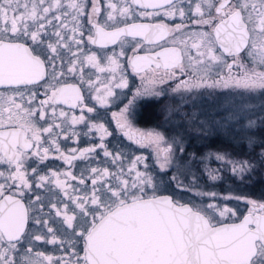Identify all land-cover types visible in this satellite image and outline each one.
<instances>
[{
	"label": "snow or ice",
	"instance_id": "snow-or-ice-1",
	"mask_svg": "<svg viewBox=\"0 0 264 264\" xmlns=\"http://www.w3.org/2000/svg\"><path fill=\"white\" fill-rule=\"evenodd\" d=\"M90 45L114 47L101 55ZM86 67L108 74L103 91ZM128 67L141 86L111 116L129 141L153 149L154 165L109 150L112 133L88 115L97 109L82 89L107 108L114 89H129ZM169 90L181 98L211 90L252 114L250 99H264V0H0V264H264V198L223 197L244 200L242 218L218 206L215 192L196 193L213 199L204 207L176 198L198 187L192 167L203 164L212 181L222 170L243 180L256 164L220 150L191 160L180 140L134 128L137 99ZM76 125L100 142L62 150L61 139L78 142ZM249 143H260L264 164V142ZM97 149L105 166L75 175L74 162ZM50 158L68 168L46 171Z\"/></svg>",
	"mask_w": 264,
	"mask_h": 264
},
{
	"label": "rangeland",
	"instance_id": "rangeland-1",
	"mask_svg": "<svg viewBox=\"0 0 264 264\" xmlns=\"http://www.w3.org/2000/svg\"><path fill=\"white\" fill-rule=\"evenodd\" d=\"M141 82L135 84L133 93L136 88L141 86ZM161 87L167 88V85H161ZM208 90L204 92L203 97L196 95L184 94V98H181L180 94L172 93L170 90L167 92L165 97V122L162 125L156 127H134L141 131L159 130L164 132L166 138H176L182 142V146L185 149L184 155L186 158L195 160L202 155L207 153L216 152L217 150L226 151L215 146L217 139H233L234 141L247 142L249 143V137L252 136L258 140L257 130L260 126L258 116L264 115L260 112V108L264 105V99L259 97H253L249 103L255 106L252 114L237 113L231 106L225 101V98L220 95H210ZM153 96H144L138 98L134 105V113L137 116L138 106L146 98ZM249 119L257 121V127L247 128ZM203 123L205 126L202 128L200 125ZM263 135L264 132L260 131ZM212 141L213 144H208ZM119 150L123 151L127 156H144L147 158L149 165H154V152L151 147L141 148L133 141L128 147L122 142L119 143ZM220 145V144H219ZM249 145H252L249 143ZM143 149V150H142ZM134 151V153H133ZM229 153V152H228ZM233 158V157H232ZM237 160H248L246 157L236 158ZM212 168L220 167L219 162L205 161ZM190 167L192 165H189ZM143 167V166H141ZM197 167L199 171H197ZM192 171L195 175L199 176L198 187L193 188L190 193H184L177 190V199L181 202H189L196 207H204L208 203L213 202V199L207 195H196L197 192L203 193H217L215 203L220 206H228L237 211L238 217L247 211V205L244 200L237 199H224L225 196H243L250 199L254 197L247 195V189L235 188L230 184L229 178L232 176L230 170H222L220 175L222 179L212 181L208 179L207 173L204 171V165L200 164L196 167H192ZM192 177L189 175V181ZM160 191L170 192V189H166L165 186H161ZM244 193V194H243ZM236 219V218H233ZM40 250L47 248L49 251L52 246H41L37 245Z\"/></svg>",
	"mask_w": 264,
	"mask_h": 264
},
{
	"label": "flooded vegetation",
	"instance_id": "flooded-vegetation-1",
	"mask_svg": "<svg viewBox=\"0 0 264 264\" xmlns=\"http://www.w3.org/2000/svg\"><path fill=\"white\" fill-rule=\"evenodd\" d=\"M171 23V21H169ZM90 48L97 51L99 54L103 55L104 53L111 52L112 48L114 46L109 45L107 49H100L98 46L90 45ZM119 49L117 48V51ZM131 55V52L128 53ZM143 54V53H141ZM106 63V61H102ZM125 75L128 78L129 81V89H114L116 92V97L113 99L115 100V103L110 104L107 108L101 107L99 104L96 103L94 99H91L90 96L94 95V93H89L86 88L82 89L84 91V94L86 96V103L89 104V106H95L97 111L93 114H88L89 116H98L99 122L105 123V126L108 128L109 132L112 133L111 136L106 137V143L109 146V150L113 149H119V143H123L125 146L128 147L131 145L130 143L132 141H129L126 136L123 135V133L116 127L115 120L112 119L111 113L113 111H119L120 107H123V104L127 103L128 99L132 98V94L135 88V84H138L141 82V79L139 76L134 75L132 73V70L130 67L125 69ZM88 76H91V78L96 81L97 76H99V81H97V86L101 87V90H104V84L108 83V74L107 73H98L95 69L91 68H85V78ZM119 78V75L117 76ZM70 82L79 83L78 79L70 80ZM161 87V85H160ZM165 96L161 97H149L146 98L144 101L141 102V104L138 106L137 109V116L134 113V116L132 118V124L135 127H156L161 126L162 123L165 122V110L164 106L166 104ZM65 110H68V105H61ZM77 115H79V109L74 110ZM75 130L77 133H79L78 142L77 137H73L71 140L64 141L61 139V147L62 150L67 152L71 148H78L83 149L87 147H92L100 142L99 140V133L93 132L90 135H84V132L86 131L84 125H76ZM143 150V149H142ZM134 153V151H133ZM47 169L46 171H64L68 168V165L64 164L63 161L58 159H49L46 161ZM74 167L71 169L75 175L80 174L81 171L86 169L90 166H105V158L103 157V153L101 150L97 149V153L94 157H90L88 159L84 160H77L74 162ZM41 168L44 167V165L40 166ZM73 184H76L78 182L73 181ZM43 192L46 198H51L53 200L56 199V196L53 194L57 192V190L53 187V193H47L44 190H40ZM160 193H169L167 191H160ZM62 196V193H61ZM27 202V201H26ZM181 202V201H180ZM247 213L244 212L240 218Z\"/></svg>",
	"mask_w": 264,
	"mask_h": 264
},
{
	"label": "trees",
	"instance_id": "trees-1",
	"mask_svg": "<svg viewBox=\"0 0 264 264\" xmlns=\"http://www.w3.org/2000/svg\"><path fill=\"white\" fill-rule=\"evenodd\" d=\"M260 131L264 132V125H260L257 130L259 136L258 141L264 142V134L262 135ZM208 144L213 143L209 140ZM214 144L216 147H220V149H225L234 159L246 157L256 164L255 171L246 174L243 180L239 176L232 174L229 181L235 188L247 189L248 192L246 194L255 199L264 198V164L259 162V153L261 152L260 143L249 145V143L244 141L239 142L233 139L219 138Z\"/></svg>",
	"mask_w": 264,
	"mask_h": 264
},
{
	"label": "water",
	"instance_id": "water-1",
	"mask_svg": "<svg viewBox=\"0 0 264 264\" xmlns=\"http://www.w3.org/2000/svg\"><path fill=\"white\" fill-rule=\"evenodd\" d=\"M164 194H169V193H164ZM182 203H183V202H182ZM191 205H192V204H191ZM246 214H247V213H246ZM246 214H245V215H246ZM241 218H242V217H241Z\"/></svg>",
	"mask_w": 264,
	"mask_h": 264
}]
</instances>
